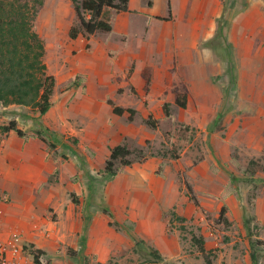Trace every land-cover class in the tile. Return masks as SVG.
Here are the masks:
<instances>
[{
	"label": "rangeland",
	"instance_id": "rangeland-1",
	"mask_svg": "<svg viewBox=\"0 0 264 264\" xmlns=\"http://www.w3.org/2000/svg\"><path fill=\"white\" fill-rule=\"evenodd\" d=\"M22 2L36 11L33 30L44 47L46 72L55 81L52 107L47 113L58 117L60 108L66 112L73 101L72 98L65 106H60L64 98L71 91H80L78 86H82L85 80L84 75L75 72L67 62L71 55L81 53L78 49L65 47L73 43L67 36V31L76 21L73 6L66 0ZM145 2H152L148 10L153 14H162L165 10V0ZM109 11L105 9L103 12L104 20L109 16ZM232 23L216 21V33L212 40L199 42L196 48L186 46L189 59L184 57L187 63L189 60L193 64L196 60L199 65L198 53H202L203 68L205 71L207 66L210 69L208 82L214 86V99L221 97L220 102L214 101V148L210 147L212 130L206 132L208 137L206 133H198L195 129L182 137L186 131L185 125L170 118L161 124L163 141L152 140L142 149L130 150L128 159L132 164L143 162V158H161L169 161L167 166L173 171V165H177L176 160L184 150L192 162L189 170H179L176 174L177 200L175 206L162 212V232L157 227L149 228L150 224L143 226L139 217L145 210L143 205L132 200L135 192L129 188L122 191L123 188H116V178L124 168L119 162L114 165L115 176L102 177L100 173L104 167L91 169L88 166L86 157L92 158V153L88 150L84 154L79 151L78 138L53 130L50 123L46 122L45 115L39 117L36 110L18 106L17 110L10 108L2 112L3 106L0 104V127L18 120L16 126L25 135L34 134L33 137L44 141L53 158L58 157L59 161L72 167L65 176L61 175L62 168H54L41 187L59 189L58 201L47 205L45 212L49 215L47 231L59 230L57 241L60 248L55 245V254L60 255V258L69 259L71 264H147L151 261L147 253L149 249H154L168 264H206L205 255L199 251L198 240H193L195 238L203 241L211 264H253L249 243L260 241L262 244L256 247V264H264V90L259 81V77L263 81L264 75L253 74L246 67L250 52H255L260 45L255 42L252 44L247 39L243 43L225 39L223 24L231 31ZM149 25H152L149 20L138 18L137 21L133 18L129 21L128 29L138 33L137 36H143L145 27ZM81 34L79 43L83 45L81 50H85L90 44L84 40L87 35ZM129 43L135 46L136 41L132 38ZM184 44L179 42L178 47L181 49H174V43H170L169 48L166 45V53L170 55L168 58H172L170 68H167L168 65L163 68L157 61L159 58H154L159 73L163 72L165 82L169 79L167 77L177 76L176 67L172 64L176 63L177 55L185 52ZM251 45H255L252 51ZM157 54L159 57L160 54ZM173 86L176 87L171 90L173 94L181 93L185 88L183 83L180 85L175 81ZM171 110H175L174 118L177 119V110ZM142 116V112L136 114L135 126H142ZM44 128H48L47 134L43 133ZM143 131L145 134L152 132L149 128ZM204 136L207 138L204 139ZM173 155L177 159H173ZM210 162L214 164L213 170ZM200 170L210 176V184L204 178L197 177ZM160 174L163 177L162 168L157 167L155 175ZM187 187L191 189L193 199ZM73 199L76 203H73ZM222 207L226 209L223 218L220 217ZM103 208L108 209L112 219L103 213ZM54 213H59V223ZM68 215H73L75 219L81 217L79 233L75 235L66 228L69 226L66 220ZM69 221L71 225L74 224V221ZM110 222L114 224L110 226ZM45 237L50 239L49 236ZM135 241L141 242L139 248L134 246ZM43 256L42 264H47L49 258Z\"/></svg>",
	"mask_w": 264,
	"mask_h": 264
},
{
	"label": "crops",
	"instance_id": "crops-1",
	"mask_svg": "<svg viewBox=\"0 0 264 264\" xmlns=\"http://www.w3.org/2000/svg\"><path fill=\"white\" fill-rule=\"evenodd\" d=\"M151 5L152 2L144 3V0H128L126 12L115 13L110 10L106 20L102 14V20L111 27L110 32L99 31L84 37L90 44L85 50H81L83 45L79 43L82 34L75 40L69 39L73 43L65 46L81 52L66 60L75 72L84 75L85 80L82 86H78L80 91H71L64 98L60 106H65L73 98L66 112L60 108L58 117L46 113L44 118L53 130L78 138V148L83 154L85 150L92 153V158L86 157L91 169L104 167L110 149L116 146H125L130 151L132 148L142 149L152 140L163 141L161 124L170 118L184 124L188 133L192 129L198 130V133L214 130V101L220 102L221 97L214 99V86L208 82L210 69L207 66L204 70L202 53H198L199 65L196 60L193 64L189 60L187 63L184 57L189 59L186 46L196 48L199 42L212 40L216 33V21H233L231 31L223 24V35L228 41L243 43L247 39L252 44L255 42L260 45L261 48H256L258 53L250 52L246 67L253 74L264 75L263 0H165L164 12L157 15L149 12ZM133 18L137 21L138 18H144L152 23L145 27L143 36H137L138 33L128 29L129 21ZM132 38L136 41L135 46L129 43ZM179 42L185 43V52L177 55L176 63L172 64L176 67L177 76L167 77L169 79L165 82L163 72L159 73L154 58H159L157 61L163 68L166 65L170 68L172 58H168L170 55L166 53V45L169 48L170 43H174V49H181L178 47ZM252 48L255 45L250 46L251 51ZM173 81L185 85L183 92H177L185 96L184 109L177 106V94L171 92L176 88L172 87ZM259 81L263 83L261 89L264 90V79L261 81L259 77ZM83 89L85 93H82ZM10 108L17 110L19 107H3L2 112ZM114 108L121 109L122 114H115ZM171 108L177 110V119L174 118L175 110ZM127 110L133 111V114ZM138 112L143 114L142 126L134 125ZM147 121L154 123L155 127L148 126ZM14 122L17 124L18 120ZM144 128L152 132L145 134ZM210 135V147L213 149L214 131ZM33 136L20 138L13 131L5 134L0 132V243L13 235H19L23 245H33L44 253L43 257L48 256L47 264H71L69 259L55 254V245L60 248L57 241L59 230L47 231L49 215L45 208L58 201L59 189L41 187L54 168H62L61 175L65 176L72 167L59 161L58 157L53 158L44 141ZM185 152L176 160L173 171L167 166L169 161L152 157L124 167L122 173L126 174L117 176L116 188H123L121 191L131 189V192H135L132 200L143 205L145 211L139 217L143 226L150 224L149 228L157 227L162 232V212L175 206L177 200L176 174L179 170L191 168L192 162ZM157 167L162 168L163 177L161 174L155 175ZM210 167L214 169L211 162ZM197 177L211 183L210 176L201 170ZM53 192L56 194L52 195ZM54 214H57L59 223V213ZM66 220L69 224L67 230L74 235L79 233L81 217L75 219L73 215H68ZM69 220L74 221V224L71 225ZM73 249L76 250L75 246ZM26 264H34L31 256H28Z\"/></svg>",
	"mask_w": 264,
	"mask_h": 264
},
{
	"label": "trees",
	"instance_id": "trees-1",
	"mask_svg": "<svg viewBox=\"0 0 264 264\" xmlns=\"http://www.w3.org/2000/svg\"><path fill=\"white\" fill-rule=\"evenodd\" d=\"M66 1L72 4L76 20L68 32V37L71 40H75L81 33L92 35L99 31L110 32V25L102 20L105 9L113 10L115 13L128 10V0ZM35 15L36 11L22 0H0V104L3 107L15 105L30 108L36 110L39 117H42L52 107L51 97L53 96L55 81L53 76L46 72V66L43 62L44 47L39 36L33 30ZM176 104L184 109L185 96L177 94ZM113 111L117 115L122 114L121 109L114 108ZM127 111L131 115L133 114V111ZM164 111L167 115L166 107H164ZM147 125L152 128L155 127L154 123L150 121H147ZM42 130L45 134L49 132L48 128ZM9 131L15 132L20 138L25 136L24 132L17 128L14 121L7 126L0 127L2 134ZM186 132H188V128L181 136H188ZM130 154L125 146H116L110 149L109 157L100 175L102 177L115 176V162H119L124 167L130 166L132 164L128 159ZM172 158L177 159L175 155ZM187 190L193 199L191 189L187 187ZM73 203H76L75 199H73ZM225 210V207L221 208V218H223ZM102 211L109 219H112L108 209L103 208ZM113 224V222L109 223L110 226ZM193 240H198L199 251L205 255L206 264H211L210 259L206 256L203 241L195 238ZM249 244L251 248L250 260L256 264L258 260L256 247L262 243L250 241ZM140 245L141 242H134L136 248H139ZM23 249L32 256L34 264H42L41 258L44 253L41 250L28 244H24ZM147 256L151 258L147 264H168L157 250L149 249Z\"/></svg>",
	"mask_w": 264,
	"mask_h": 264
},
{
	"label": "built area",
	"instance_id": "built-area-1",
	"mask_svg": "<svg viewBox=\"0 0 264 264\" xmlns=\"http://www.w3.org/2000/svg\"><path fill=\"white\" fill-rule=\"evenodd\" d=\"M19 235L0 243V264H26L29 253L24 251Z\"/></svg>",
	"mask_w": 264,
	"mask_h": 264
}]
</instances>
